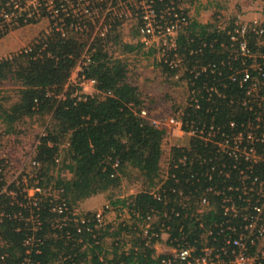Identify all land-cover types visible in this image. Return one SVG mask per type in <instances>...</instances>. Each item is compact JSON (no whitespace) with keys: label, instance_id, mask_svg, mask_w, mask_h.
I'll use <instances>...</instances> for the list:
<instances>
[{"label":"trees","instance_id":"obj_1","mask_svg":"<svg viewBox=\"0 0 264 264\" xmlns=\"http://www.w3.org/2000/svg\"><path fill=\"white\" fill-rule=\"evenodd\" d=\"M85 1L98 9L91 19L62 13V31L50 24L28 49L0 60V84L4 80L18 84L15 100L0 95V124L13 128L25 118L50 117L46 134L37 136L34 154L39 162L36 180L42 188L33 196L36 204L21 192V181L1 191L7 177L0 160V264H160L171 257L155 251L163 233L168 235V245L192 248L196 257L204 246L220 249L228 237L252 233L255 244L250 251L254 252L259 226L246 231L244 225L251 218L257 225L264 223V208H255L264 207V202L248 186L254 177L264 180V163H252L246 169L248 164L240 156L235 158L212 142L192 136L187 144L170 148L169 174L163 178L167 131L140 115L147 108L145 96L131 81L126 59L112 49L118 46L121 54L140 53L144 42H123V20L111 13L103 15L108 0L79 3ZM151 1L156 11H163L198 0ZM43 15L20 19L5 34L36 24ZM136 25L139 36V16ZM234 26V20L223 24L188 18L174 47L164 48L165 54H159L155 63L166 76L177 74L176 83H186L192 101L182 105L183 119L213 127L217 140L223 138L221 133L243 130L260 110L246 95L248 82L239 85L242 69L252 61L241 53L240 42H245L249 53L264 54V35L251 30L232 40ZM5 34L0 33V38ZM84 55L88 61L79 77L94 80L91 93L80 92L78 86L65 88ZM175 60L179 63L173 66ZM263 147L256 144L258 152ZM129 175L142 188L113 199ZM11 191L16 193L14 198ZM101 192H112L110 203L125 209L120 220L118 216L113 222L99 223L93 211L76 212L81 201ZM202 198L208 206L202 205ZM60 199L66 201L67 209L57 214L53 208ZM232 205L237 213L225 210ZM150 214L154 216L148 220Z\"/></svg>","mask_w":264,"mask_h":264},{"label":"built area","instance_id":"obj_2","mask_svg":"<svg viewBox=\"0 0 264 264\" xmlns=\"http://www.w3.org/2000/svg\"><path fill=\"white\" fill-rule=\"evenodd\" d=\"M79 1L81 0L77 2H74V0H63V3L60 4V0H0V33L5 34L7 29L17 24L20 19L26 20V18H36L41 14H44L41 18H48L49 27L51 24L56 29L62 31L63 19L60 18L62 13H65L66 16L71 13L72 17L78 16V20H82L91 19L98 12L97 7H93V5L90 6L86 1L83 3H79ZM133 9L135 12H133ZM107 13H111L112 16L118 17L120 20H123V22L129 19H136V17L139 16L142 20V25L139 28L140 41L146 44L150 38L157 40L158 43L162 45V51L159 49L162 56L165 54L164 48L171 49L174 47L177 33L183 26L187 25L188 22V17L180 6H169L163 11H156L151 0H108L103 15ZM263 22L264 20H253L251 22L234 21L235 26L231 39L236 40L237 37H242L251 30L258 36L264 35ZM105 31V27L101 28L100 34L103 35ZM26 48L28 49V46ZM240 51L244 55H249L252 61L247 67L242 69L243 75L239 80V85L243 87V85L248 82L246 95L252 102H255L257 106L260 107L259 111L254 112L252 120L246 124L243 130L234 132L231 135H224V133H221L223 138L217 140L213 127L207 128L204 125L199 126L183 119L184 109L182 108V104L179 110H175L172 115L163 119L150 118L145 108L141 109L140 115L147 118L153 125L164 127L167 133L170 128H177L181 131L180 134L187 135L188 137L196 136L205 142H212L221 150L229 153L235 158L240 156L245 164H248L246 169L250 168L251 165L249 164L256 162L264 163V147L261 152H258L256 149L257 143L264 144V54L256 55L255 53H249L243 41L240 42ZM10 56L11 55L3 58ZM3 58L0 57V60ZM87 61L88 55H84L74 68L78 72V80L76 82H78V84L86 82L94 85L93 79L79 77V73L83 70V66H85ZM178 63L179 60L171 61L173 66H176ZM178 77L179 76L176 74L173 78L176 80ZM183 83L185 85L184 93L186 96L182 103L186 106L188 101L192 100L188 98L189 90L186 83ZM6 133L8 132L0 130V136ZM45 134V130L43 129L39 136ZM38 143L39 139L36 138L35 142L32 144V150L27 157L29 166L23 163L18 169H13V158L8 149H5L4 146L0 147V160L6 165L4 171L7 177V182L1 191L7 192L8 184L13 181H15L16 184L21 181V183L24 184L21 192H25L28 197L32 199L33 204H36V199L33 197L34 194L42 192V188L38 185V181L36 180L39 162L34 158ZM163 160L161 167L162 176L165 178L169 174V162L168 159ZM58 161L59 159L56 158L55 162ZM179 161H181V158ZM240 173L243 174L244 170H241ZM30 178L34 180L30 186H26ZM251 183L252 185L248 186V190L255 191L264 202V180L254 177ZM10 195L14 198L16 193L11 191ZM228 200L229 199H226L224 201ZM201 201L202 205L208 206V201L205 198H202ZM109 208L110 206L105 204L102 210L95 212V217L99 223H105L103 213ZM225 208L226 211L237 213L233 205ZM255 208L261 210L264 207ZM66 209V201L60 199V202L53 208V211L57 214H62ZM153 216L154 214H150L147 216V219L150 220ZM256 226L259 227L257 229L258 235L255 238L256 240L259 239V241L258 246L256 243L257 249L252 253L250 251V246L255 244V240L251 238L252 233L249 235L246 234V232H240L236 237H228L225 240L224 246L220 249L214 250L212 247L204 246L200 256L197 257L192 256V248L172 247L174 248L171 254L172 258H164L161 260L160 264H264V248H261L262 244H264V223L257 225L256 219L251 218L248 220V223L244 225V230L253 231ZM231 230L234 231V228Z\"/></svg>","mask_w":264,"mask_h":264},{"label":"rangeland","instance_id":"obj_3","mask_svg":"<svg viewBox=\"0 0 264 264\" xmlns=\"http://www.w3.org/2000/svg\"><path fill=\"white\" fill-rule=\"evenodd\" d=\"M216 2L222 7L224 4L222 2H225V0H217ZM203 4L206 3H203L201 0V7H195L194 3H183L180 7L183 11H185V14L188 18H195L199 21V16H201V13H203L202 11H204V8H202ZM221 14L222 13L215 9L212 10V13L210 14L211 21L208 22L215 23L216 20H219L220 22L222 17ZM222 18L224 19V17ZM48 29L49 20L48 18L43 17L36 24L23 26L21 28L9 31L7 34L3 35L0 38V57L3 58L5 56L12 55L17 51L25 49L31 44L34 38L39 35V33H41L42 31H47ZM120 31L123 42L130 41L136 43L137 40H140V36H137L136 33V19H129L125 21L120 27ZM112 49L115 50V55H120V57L125 58L127 63L129 64L128 68L130 70V79L132 82H135V84L139 87V90L144 94V100L146 101L145 105L147 107L145 108V110H147L148 116L150 118L163 119L167 116L172 115L175 110H179L181 104L183 105V101L177 100L184 99V97L186 96L184 92L183 96L181 94V89L183 88V86L181 85L183 84V82L175 83L174 78H168L164 76L157 67H154V58H156V56L159 57L160 54V46L157 40L152 38L148 39L146 44L144 43V45L142 46L140 53L133 52L121 54L122 49L118 46H113ZM156 52L157 55H155ZM143 53L150 55L146 57L143 56ZM77 80L78 72L76 71V69H74L72 74L70 75L68 84L65 85V88H68L69 86H78L80 88V92L83 93H86L88 92V90H90V84H84L86 82L78 84V82H76ZM17 88L18 84L14 83L13 81L4 80L0 84V95L4 96L5 98H9L10 101L15 100L17 98ZM171 98H174L176 102H169ZM5 103L7 102L5 101ZM49 121L50 117L46 116L42 118L40 116H36L34 118H25L22 121H19L13 126V128H8L2 123L0 124V130H5L6 132H8L5 135L0 136V147L4 146V148L8 149L9 153L11 154L14 164L13 169L20 168L23 163H26V166H29V164L27 163V157L32 150V144L33 142H35L40 132L43 129H46ZM180 133L181 131L177 128L172 127L168 130V133L163 141L164 154L162 159L169 158L168 153L170 151V147L185 145L189 142V137ZM59 168L60 163L55 166L53 175L56 174V171ZM61 172L63 175L68 176L67 172H64L63 170ZM140 184L141 183L138 182L136 178L133 177V175H129L122 180V192L120 193V195L114 196L113 199L117 196L126 197L129 194L134 193L139 188H142V185ZM106 193L110 194L112 192ZM106 201L110 202L109 199H106ZM109 202H106L105 204L109 205ZM109 206L110 210L113 209L110 215L116 216V206H113L112 204ZM109 213L110 212H108L107 214ZM124 214L125 210L122 214L118 215L119 220L124 216Z\"/></svg>","mask_w":264,"mask_h":264},{"label":"crops","instance_id":"obj_4","mask_svg":"<svg viewBox=\"0 0 264 264\" xmlns=\"http://www.w3.org/2000/svg\"><path fill=\"white\" fill-rule=\"evenodd\" d=\"M216 1L217 0H208V1L202 0V2L206 3V4L202 5V8H204L203 9L204 11H202L203 13H201V16H199L200 22L207 23L208 21H211L210 20L211 19L210 14L212 13V10H214V9L219 11L220 13H222L221 16L224 17V19L221 17L220 22L223 24H226L229 20H234V21L240 20L242 22H251L253 20H259V21L264 20V0H225V2H222V3H224L222 7ZM194 4H195V7H198V6L201 7V0L196 1ZM26 26H28V25H26ZM3 55H6V54H3ZM155 55H157V52L155 53ZM157 62H158V56H156V58H154V62H153L154 64L153 65L155 68L157 67L164 76H166V74L162 72V69L158 65H155V63H157ZM166 77H168V76H166ZM171 78H173V77H171ZM179 83H181V82H179ZM84 84H90L91 85L90 90H88V92H86V93H90L93 91L94 85L92 83H84ZM181 86H183V88L181 89V94L183 96V92H185L184 83ZM177 101H183V99H180ZM169 102L173 103V102H176V100H174V98H171V100ZM109 195L110 194H107L106 192H101V193L92 195V196L84 199L83 201L80 202L79 206L76 209V212L77 213H83L86 211L96 212V211L102 210L105 203L109 202V201H106V199H109L108 198ZM120 197H123V196H120ZM109 205H111L110 202H109ZM116 208H117V209H115V211L117 213L116 216L110 215L112 213L113 209L110 210V208H109V209L105 210L104 211V220L106 219V220H108V222L109 221L113 222L117 219L118 215L122 214L125 210L124 208L119 209L117 206H116ZM108 212H110V213L107 214ZM167 237H168V235L166 233H163L160 243L158 242L157 244H155L154 248H155V251L157 253H159V254H172L173 253L174 248H172L170 245H168L166 243Z\"/></svg>","mask_w":264,"mask_h":264}]
</instances>
